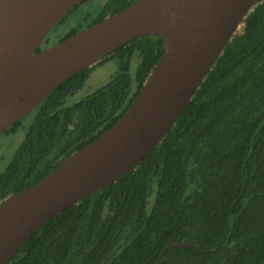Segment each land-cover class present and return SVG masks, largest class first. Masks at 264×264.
I'll return each mask as SVG.
<instances>
[{"label":"trees","instance_id":"16d2710c","mask_svg":"<svg viewBox=\"0 0 264 264\" xmlns=\"http://www.w3.org/2000/svg\"><path fill=\"white\" fill-rule=\"evenodd\" d=\"M89 1L53 26L49 46L134 0L79 8ZM70 11L74 23L57 34ZM163 42L155 35L125 42L9 126L0 137L21 140L0 171V202L114 125L138 96ZM109 61L116 66L109 80L69 102L91 71ZM157 262L264 264V0H256L160 142L133 169L46 220L5 264Z\"/></svg>","mask_w":264,"mask_h":264},{"label":"water","instance_id":"95a60500","mask_svg":"<svg viewBox=\"0 0 264 264\" xmlns=\"http://www.w3.org/2000/svg\"><path fill=\"white\" fill-rule=\"evenodd\" d=\"M82 0H0V135L62 81L142 35L163 51L128 110L47 175L0 202V264L49 218L133 169L174 124L256 0H134L35 52ZM159 262V261H158ZM157 262V264H158Z\"/></svg>","mask_w":264,"mask_h":264},{"label":"rangeland","instance_id":"374dc122","mask_svg":"<svg viewBox=\"0 0 264 264\" xmlns=\"http://www.w3.org/2000/svg\"><path fill=\"white\" fill-rule=\"evenodd\" d=\"M105 1L106 0H91L89 2L82 3L79 8L82 9L87 7H93L94 5L102 4ZM72 15H74V12L70 11V13H68V18L66 19V22L61 25H57V34H61L65 28L67 29L72 23H74L75 20H72V18H70V16ZM51 37L54 39L55 35L52 34ZM115 69L116 66L113 61H109L103 65L94 68L86 79L83 87L77 93H75L72 98H69L70 100L68 99V101H77L86 94L104 85L109 80L110 76L114 73ZM19 134V136H22L23 132H19ZM20 140L21 137H16L15 139H7L4 136L0 137V171L4 168L5 164L12 157V154L15 151Z\"/></svg>","mask_w":264,"mask_h":264},{"label":"flooded vegetation","instance_id":"af4514ba","mask_svg":"<svg viewBox=\"0 0 264 264\" xmlns=\"http://www.w3.org/2000/svg\"><path fill=\"white\" fill-rule=\"evenodd\" d=\"M52 28H53V27H52ZM52 28H51V30H52ZM49 32H50V31H49ZM49 32H48V34H49ZM48 34H47V37H49V42H48V44H47V45H45V44L42 45V42H43V41H42V42L40 43V45H39L40 47H43V48H44V46H45V47H48V46L50 45L52 37L49 36Z\"/></svg>","mask_w":264,"mask_h":264}]
</instances>
